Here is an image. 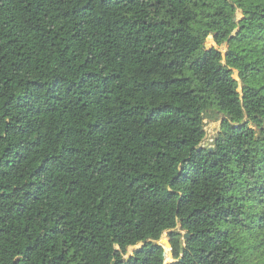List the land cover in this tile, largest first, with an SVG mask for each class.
<instances>
[{"label":"trees","instance_id":"1","mask_svg":"<svg viewBox=\"0 0 264 264\" xmlns=\"http://www.w3.org/2000/svg\"><path fill=\"white\" fill-rule=\"evenodd\" d=\"M0 264H264V0H0Z\"/></svg>","mask_w":264,"mask_h":264},{"label":"rangeland","instance_id":"2","mask_svg":"<svg viewBox=\"0 0 264 264\" xmlns=\"http://www.w3.org/2000/svg\"><path fill=\"white\" fill-rule=\"evenodd\" d=\"M238 16H240V14H238ZM205 46L206 47L214 46V47L219 48L220 50H224L225 49V45L217 46L213 42L212 37H208L206 39ZM234 77L235 78L237 77L236 72H234ZM216 126H217V122L209 121V120L206 119L205 130H206V133H207V140L210 139V137L215 133ZM159 242L164 247V252H165L164 258H165L166 262L167 263L172 262V257H171L172 255H171V252H170V244H169L167 235L165 233L161 236ZM133 248L134 247L128 248V254L132 252Z\"/></svg>","mask_w":264,"mask_h":264},{"label":"water","instance_id":"3","mask_svg":"<svg viewBox=\"0 0 264 264\" xmlns=\"http://www.w3.org/2000/svg\"><path fill=\"white\" fill-rule=\"evenodd\" d=\"M186 236H187V234H184V236H183V237L185 238ZM164 262H165V263H167V262H166V260H165V258H164Z\"/></svg>","mask_w":264,"mask_h":264}]
</instances>
